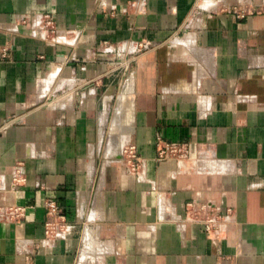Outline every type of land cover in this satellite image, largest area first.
Returning <instances> with one entry per match:
<instances>
[{
    "label": "crops",
    "instance_id": "crops-1",
    "mask_svg": "<svg viewBox=\"0 0 264 264\" xmlns=\"http://www.w3.org/2000/svg\"><path fill=\"white\" fill-rule=\"evenodd\" d=\"M104 44L137 51L122 83ZM20 115L0 134V264H264V0H0V124Z\"/></svg>",
    "mask_w": 264,
    "mask_h": 264
},
{
    "label": "built area",
    "instance_id": "built-area-1",
    "mask_svg": "<svg viewBox=\"0 0 264 264\" xmlns=\"http://www.w3.org/2000/svg\"><path fill=\"white\" fill-rule=\"evenodd\" d=\"M46 26H50L52 21L49 17H46ZM51 34H55L53 29H50ZM138 47H142L141 45ZM101 52L107 54L106 63L109 66L108 74L116 79L119 83H122L126 77L133 63L137 61L136 50L126 51L123 48L110 49L109 46L103 45ZM7 55V48L1 49V57L4 58ZM23 120V116H14L5 120L0 124V134L4 133L5 130L11 126L20 123ZM121 156L125 162L128 170L138 173L142 168V160L139 158L136 148L134 146H126L122 149ZM188 157V149L186 144L179 142H164L161 141L158 148V158H172L174 160L183 161ZM45 223H44V234L48 239L58 238L65 229V218L62 210L55 205L53 202H45ZM14 215L22 216L21 210H15ZM227 215H214L211 214L201 219L203 224L204 232L208 238L215 242L218 241L221 235L226 230Z\"/></svg>",
    "mask_w": 264,
    "mask_h": 264
}]
</instances>
